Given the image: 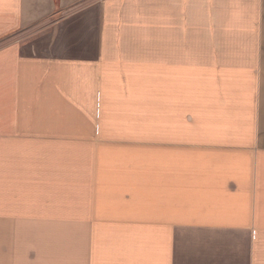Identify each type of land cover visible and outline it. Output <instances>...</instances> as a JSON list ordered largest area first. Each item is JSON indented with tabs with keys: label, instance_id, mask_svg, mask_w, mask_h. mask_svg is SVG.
I'll list each match as a JSON object with an SVG mask.
<instances>
[{
	"label": "crops",
	"instance_id": "1",
	"mask_svg": "<svg viewBox=\"0 0 264 264\" xmlns=\"http://www.w3.org/2000/svg\"><path fill=\"white\" fill-rule=\"evenodd\" d=\"M0 264H264V0H0Z\"/></svg>",
	"mask_w": 264,
	"mask_h": 264
},
{
	"label": "rangeland",
	"instance_id": "2",
	"mask_svg": "<svg viewBox=\"0 0 264 264\" xmlns=\"http://www.w3.org/2000/svg\"><path fill=\"white\" fill-rule=\"evenodd\" d=\"M33 32L32 31H26L23 33L18 34L17 38L23 39V38H31L32 37Z\"/></svg>",
	"mask_w": 264,
	"mask_h": 264
}]
</instances>
